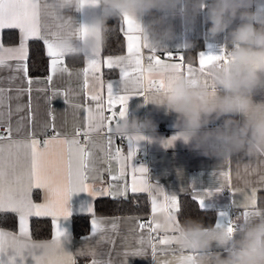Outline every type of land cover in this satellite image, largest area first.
Returning <instances> with one entry per match:
<instances>
[{"label": "crops", "instance_id": "obj_1", "mask_svg": "<svg viewBox=\"0 0 264 264\" xmlns=\"http://www.w3.org/2000/svg\"><path fill=\"white\" fill-rule=\"evenodd\" d=\"M211 3V0H209ZM73 15L79 16L78 13ZM46 19L41 20L42 25L46 22ZM175 25V39L162 47H152L155 52L161 56L162 60L167 63H179V57H184L185 69L188 65L195 68H199V55L204 54H221L225 51L227 45V34H223L215 39L208 35V28L210 25L205 21L204 14L198 18L194 27H185L181 24L179 19L174 21ZM121 31L125 37V52L116 55H127V26L120 19ZM6 31V40L4 41V32ZM44 32H54L52 26L48 24L45 29L42 27V34ZM132 35H140L139 33H131ZM40 40L38 37L30 38L27 42V79L33 81L31 85V107H22L21 111H16L18 105L26 106L29 104V95L27 93H19L17 89H25L28 87L27 79L22 73H16L11 68H4L0 70V88L6 90L5 100L3 105H0V112L4 114L2 121H0V134L8 136L9 125L12 129V134L9 137L14 140H26L27 133H32V138L40 142V148H44V141L49 140L56 136L57 139H71L75 135L76 128H79V140L81 144L86 143L85 133L88 132L87 115L88 109H96L97 102L92 101L90 97L92 95H100L105 101L104 105V117L103 126L95 131L89 133V135L97 142V144H105L107 138H112L111 151L115 155L116 149L120 151V159L109 160L107 163H101L100 167L111 168V173L102 171L100 179L96 181H89L92 188L108 190L110 186H116L119 188H127L126 194L122 197L112 195H94L91 196L86 192L73 193L68 203V207L71 209V215L67 218L61 217L59 223L65 230L66 236L61 240V249L63 253L70 254L77 261V264H91L92 256L86 255L87 246L95 247L97 250V259L103 264L104 261H111V264H169L172 259L192 256V261H184V264H194L195 256L192 253L180 248L175 242L169 245H160L159 240L163 237L172 236V231L165 232L158 230L152 232L154 237L152 244L156 245V252L153 254L151 246L145 243L140 246L139 240L143 236L145 240L148 238L149 224L152 219V197L155 196L158 203L164 202V196H175L179 205L178 210H171V216L177 219V213L180 209V196L189 195L193 199L197 192H204L209 188L215 189L222 182L219 173L228 172L230 176V185L225 187L222 193H217L212 197H206L207 207L204 210H215L216 220L215 224L220 220L219 212L225 211L228 213L224 220L226 224L228 220H231L233 226L239 217L243 216L245 211L264 210V207L259 206V194L264 192V185L259 183L261 176H264V157H248L244 154H239L231 157L227 160H220L213 157H207L197 152L191 151L182 142L177 141L175 147L164 148L160 141H136L133 139L131 146L126 137L125 144L121 145V136H118L109 131V128H113L121 110L120 105H116L114 109L109 110L107 107V83L113 82L114 90L120 91V70L118 68L108 69L105 66L102 67L103 87L89 76L87 87H84L83 70L87 67L86 57H73V62L78 64H69L67 62L68 57H63L64 63L61 67H66L68 73H64L62 78L54 77L53 83L56 84L62 93L71 89L69 99H65L63 95L55 97L49 101L48 97L52 96L53 86L46 83L47 76L50 74L48 69V75L46 76H30L28 72V59L30 56V41ZM21 43V34L19 29L5 28L0 30V55H2L7 65H11L13 68L20 61L10 58L11 54L3 52L6 49H18ZM200 45L196 54L186 51L192 50L195 44ZM44 44V42H43ZM45 55L48 57V67L50 66V57L47 54V46L44 44ZM145 57L150 55L147 49H143ZM171 54L172 58L168 56ZM194 54V56H193ZM102 58L103 56L101 50ZM115 56V55H112ZM148 65L147 59L144 60L145 75H148L146 68ZM104 70L115 71L114 76L105 77ZM77 74H80L77 77ZM16 77V79L10 80V77ZM150 79H155L149 76ZM133 95H136L133 97ZM256 100L264 99V96H256ZM129 109L132 116H139L144 118L150 115V117L157 123L158 132L157 135L160 138H169L174 134L175 129L172 127L174 123V116L165 115L163 111H156L152 105H143V97L137 94L129 96ZM79 104V109L74 108L73 105ZM107 111H111L113 115L111 122L106 120ZM48 123L50 127L44 128V125ZM17 125L20 126L21 131L16 132ZM3 143V141H0ZM135 149V151H133ZM97 157H103L104 153L100 148L95 149ZM50 159L58 162L61 169H63V161L66 159L67 153L64 145L53 144L49 146ZM142 155L143 160L139 162V155ZM12 159H16V152L13 151ZM141 167L148 169L147 173H140L138 170ZM123 169V175L120 180L114 181L112 175L120 173V169ZM141 177L145 178L148 184L151 186V194L149 192H133L132 187L136 180ZM256 188L255 193L256 204L255 207L245 208L242 206L245 203L244 194H250L251 190ZM195 189V190H194ZM241 189L243 191H236ZM162 190V193H161ZM39 192L40 198L35 200V192ZM144 194L148 197L150 203V210L147 215L128 214V215H96L95 201L98 198H128L130 195ZM31 199L34 204H43L45 202V192L42 188H33L31 193ZM199 204L198 200L195 199ZM239 201V203H236ZM91 203L92 212L88 211L89 204ZM12 213L17 216L18 223L16 229H9L0 226V231L11 233L16 236L20 235L19 216L13 211H0V214ZM90 215V228L88 233L75 236L73 233V218L75 216ZM159 216V215H158ZM33 217H48L52 223V234L47 239H35L31 232V219ZM100 218L107 221H118V229L116 232L110 230V224L106 226L105 231L111 237L114 243H109L106 239L101 244H96L97 237L92 238L91 241H87L88 237H91V221L93 218ZM57 221L50 215H32L27 219V233L28 243L30 245H43L50 244L55 236ZM144 224V229H139V224ZM215 224L213 226H215ZM130 229H135V232L130 233ZM131 236V239H127ZM135 243L138 247H142L143 254L139 256L125 257L124 253L128 251L126 244ZM182 249V250H181ZM43 254V250L39 247L31 250V254H25V259L21 262L20 258H17V264H36L34 257H38Z\"/></svg>", "mask_w": 264, "mask_h": 264}, {"label": "clouds", "instance_id": "obj_2", "mask_svg": "<svg viewBox=\"0 0 264 264\" xmlns=\"http://www.w3.org/2000/svg\"><path fill=\"white\" fill-rule=\"evenodd\" d=\"M39 10L57 33L55 47L65 57L86 58L101 53L110 19H133L152 48L175 39L176 19L190 28L204 14L211 38L227 34L226 59L206 66L207 82L171 63L147 65L139 95L144 106L174 116V134L158 137L157 123L150 115L132 116L129 103L113 133L159 140L166 149L180 141L220 160L264 157V99H255L264 96V0H39ZM149 76L162 80L163 87ZM96 123L103 125L99 117ZM155 219L174 233L180 248L194 254V264H264V210L239 217L232 232L195 219L178 222L165 214Z\"/></svg>", "mask_w": 264, "mask_h": 264}, {"label": "snow or ice", "instance_id": "obj_3", "mask_svg": "<svg viewBox=\"0 0 264 264\" xmlns=\"http://www.w3.org/2000/svg\"><path fill=\"white\" fill-rule=\"evenodd\" d=\"M42 17L39 10V0H0V30L5 28L19 29L21 34V43L18 49H6L3 52L11 54L10 58L20 61L14 68L6 64L5 58L0 55V70L4 68H11L16 73H22L27 79V42L30 38L38 37L43 40L47 46V54L51 58L49 66V75L47 76L46 83L53 86L52 96L48 97L49 101L61 95L67 100L71 94V89L62 93L60 88L53 83L54 77L62 78L64 73H68L66 67L63 65L65 57L56 47L55 39L56 32H44L42 34V27L47 28L49 22L46 21L44 25L41 23ZM123 23L127 26V55H109L107 58H102L101 53L87 58V67L83 70L84 87H87L89 76L95 79L101 87H103L102 67L106 65L108 69L118 68L120 70V91L114 90L113 82L107 83V107L109 110L115 108L116 105L121 106L118 113L119 118H123L127 113V106L129 96L132 94L143 95V84L145 80V66L144 60L147 59L148 65L152 64H165L161 56L158 55L141 37V35H132L131 33H140L139 25L136 22L125 16ZM143 49H147L150 55L145 57ZM172 58L171 54L168 56ZM226 59L225 51L221 54H204L199 55V68L188 65L185 69L183 63L184 57H179V63H171L175 67L187 74L196 78H205L207 73L204 71L206 66L214 61ZM71 76V73H68ZM80 74H77L79 77ZM10 80L16 77H10ZM33 81L27 79L28 87L25 89H17L19 93H27L29 95V104L26 106L18 105L16 111H21L22 107H31V85ZM153 85L163 87V81H152ZM6 90L0 88V105H3L5 100ZM92 101H96V109L89 108L87 115L88 132L85 133L86 143L81 144L79 140V128H76L75 135L71 139H57L56 136L49 140L44 141V148H40V142L32 138V133H27L26 140H14L9 137L12 134L11 126L9 125L8 136L0 134V211H13L19 216L20 235L16 236L11 233L0 231V264H17V258L21 262L25 259V254H31V250L39 247L43 250V254L34 257L36 264H77V261L72 255L63 253L61 249V240L66 236L65 230L61 227L59 219L61 217L67 218L71 215V209L68 203L72 194L86 192L91 196L94 195H112L124 196L127 188H119L110 186L108 190L94 189L89 181H96L100 179L102 171L111 173L113 170L109 168H101V163H107L109 160L120 159V151L116 149L115 155L111 151L112 138L108 137L107 142L103 145L97 142L89 135L91 132L97 131L101 127L96 123L97 117L103 122L104 105L105 101L100 95H92ZM74 108L79 109L81 105L75 104ZM113 115H116L115 112ZM4 114L0 112V121H2ZM118 119L117 122L120 120ZM116 122V123H117ZM46 123L44 128L50 127ZM103 126V125H102ZM16 132H20L21 128L17 125ZM113 131V128H109ZM129 144L133 139L141 141L142 138L127 137ZM53 144H61L66 148V159L63 161V169L59 166L58 162L50 159L49 146ZM100 148L103 151V157H97L95 149ZM16 152V159L13 160V151ZM135 151V149H133ZM140 173H147L148 169L141 167L138 170ZM123 175V169L120 173L112 175L114 181L120 180ZM219 176L222 182L214 190L209 188L204 192H197L195 199L198 200L201 209L207 207L205 202L206 197H212L217 193H222L225 187L230 185V176L228 172H221ZM259 183L264 185V176H261ZM33 188H42L45 192V202L43 204H34L31 199ZM195 190V189H194ZM133 192H149L151 194L152 188L147 180L141 177L136 180L132 187ZM236 191H243L236 189ZM257 189L253 188L250 194L245 193V203L243 207H255ZM162 193V190H161ZM239 203V201H236ZM179 205L175 196H164V202L158 203L155 196L152 197V219L148 222L149 233L148 238L142 236L139 240L140 246L147 243L151 246L153 254L156 252V245L152 244V232L163 230L162 225L156 221V217L161 214L170 215L171 210H178ZM88 211L92 212L91 203L89 204ZM255 211H245L243 215L247 217ZM36 215H50L57 221L56 231L53 241L50 244L43 245H30L28 243L27 233V219L29 216ZM228 213L225 211L219 212L220 220L215 224L216 227H225L227 231L232 232L234 226L231 220L224 223ZM110 224V230L116 232L118 229V221H107L100 218H93L91 221V237H97L96 244H101L106 239L109 243H114L111 237L105 231L107 225ZM144 224H139V229H144ZM135 232V229H130V233ZM127 239H131V236ZM174 242L173 236H165L159 240L160 245H169ZM128 251L124 253L125 257L139 256L143 254L142 247H138L135 243L126 244ZM182 250V249H181ZM86 255L93 257L91 264H102L96 257L98 255L95 247L87 246ZM192 261L193 257L173 258L169 264H184V261ZM103 264H111V261H104Z\"/></svg>", "mask_w": 264, "mask_h": 264}, {"label": "trees", "instance_id": "obj_4", "mask_svg": "<svg viewBox=\"0 0 264 264\" xmlns=\"http://www.w3.org/2000/svg\"><path fill=\"white\" fill-rule=\"evenodd\" d=\"M110 26L105 45L102 48L103 56L116 55L125 52V37L121 31L120 19H110ZM6 40V31L4 32ZM200 45L195 44L192 50L186 51L196 54ZM193 54V56H194ZM69 64H75L73 57H68ZM77 62L76 64H78ZM48 57L45 55L44 44L40 40L30 41V56L28 59V72L30 76L48 75ZM115 71L104 70V76H114ZM35 200L40 198L39 192H35ZM259 206L264 207V192L259 194ZM150 210L149 199L144 194L130 195L128 198L112 199L98 198L95 201L96 215H128L139 214L147 215ZM90 215L75 216L73 218V233L81 236L88 233L90 228ZM186 219L202 221L205 225H214L216 220L215 210L201 209L195 199L189 195L180 196V209L177 213V221L183 222ZM18 219L15 214H0V226L9 229L17 228ZM31 232L35 239H47L52 234V223L48 217H33L31 219Z\"/></svg>", "mask_w": 264, "mask_h": 264}, {"label": "built area", "instance_id": "obj_5", "mask_svg": "<svg viewBox=\"0 0 264 264\" xmlns=\"http://www.w3.org/2000/svg\"><path fill=\"white\" fill-rule=\"evenodd\" d=\"M112 119H113V114H112V112H111V111H107V113H106V120H107L108 122H111ZM125 139H126V137H122V136H121V140H120V144H121V145H124V144H125ZM138 158H139V162H141V161L143 160V157H142L141 154L139 155Z\"/></svg>", "mask_w": 264, "mask_h": 264}]
</instances>
